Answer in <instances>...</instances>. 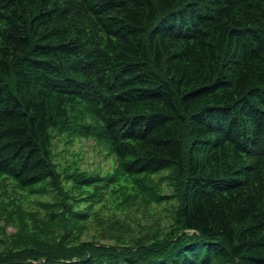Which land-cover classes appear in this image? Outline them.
I'll use <instances>...</instances> for the list:
<instances>
[{
	"label": "trees",
	"instance_id": "1",
	"mask_svg": "<svg viewBox=\"0 0 264 264\" xmlns=\"http://www.w3.org/2000/svg\"><path fill=\"white\" fill-rule=\"evenodd\" d=\"M53 132L114 171L62 175ZM0 179L50 197L0 264H264V0H0ZM104 190L172 221L81 241Z\"/></svg>",
	"mask_w": 264,
	"mask_h": 264
},
{
	"label": "rangeland",
	"instance_id": "2",
	"mask_svg": "<svg viewBox=\"0 0 264 264\" xmlns=\"http://www.w3.org/2000/svg\"><path fill=\"white\" fill-rule=\"evenodd\" d=\"M52 158L57 170L66 175L78 167L83 172L106 174L113 172L117 162L114 155L110 154L104 144L96 143L92 138L68 137L67 134L59 135L53 132ZM166 172L153 177L155 183L160 185L161 192L171 195L173 189L167 182L163 185L159 180L164 178ZM70 186V184H67ZM50 200L49 196L40 197L30 195L27 191L16 187L10 179H0V239L17 234L20 229L19 221L6 222L2 213L8 215L20 207L26 212H35L42 216L38 202ZM111 190H104V197L94 205L89 222L80 233L81 241L97 240L102 243H111L103 237H108L104 232L113 230L116 222L123 223L132 235L139 236L153 230H167L172 221L171 203L176 204L174 199L161 204H148L142 195L130 196L127 202ZM123 202V203H122ZM84 206H86L84 204ZM74 231V230H73ZM77 234V233H76ZM0 243V250H2Z\"/></svg>",
	"mask_w": 264,
	"mask_h": 264
},
{
	"label": "bare ground",
	"instance_id": "3",
	"mask_svg": "<svg viewBox=\"0 0 264 264\" xmlns=\"http://www.w3.org/2000/svg\"><path fill=\"white\" fill-rule=\"evenodd\" d=\"M199 242V241H198Z\"/></svg>",
	"mask_w": 264,
	"mask_h": 264
}]
</instances>
